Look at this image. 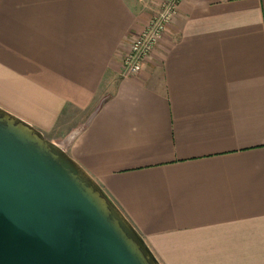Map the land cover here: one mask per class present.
Instances as JSON below:
<instances>
[{"label":"crops","instance_id":"1","mask_svg":"<svg viewBox=\"0 0 264 264\" xmlns=\"http://www.w3.org/2000/svg\"><path fill=\"white\" fill-rule=\"evenodd\" d=\"M0 0V107L61 145L161 264H264V0Z\"/></svg>","mask_w":264,"mask_h":264},{"label":"water","instance_id":"2","mask_svg":"<svg viewBox=\"0 0 264 264\" xmlns=\"http://www.w3.org/2000/svg\"><path fill=\"white\" fill-rule=\"evenodd\" d=\"M0 264H161L58 143L0 107Z\"/></svg>","mask_w":264,"mask_h":264},{"label":"built area","instance_id":"3","mask_svg":"<svg viewBox=\"0 0 264 264\" xmlns=\"http://www.w3.org/2000/svg\"><path fill=\"white\" fill-rule=\"evenodd\" d=\"M180 1L182 0H149L152 9L147 13L143 28L128 34V48L121 60L122 77L138 75L142 65L161 43L170 23L176 18Z\"/></svg>","mask_w":264,"mask_h":264}]
</instances>
